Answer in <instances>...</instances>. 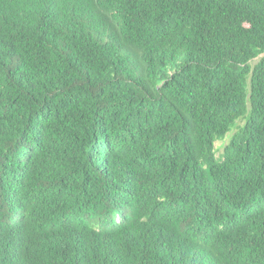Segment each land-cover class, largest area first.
I'll return each instance as SVG.
<instances>
[{
  "label": "trees",
  "instance_id": "obj_1",
  "mask_svg": "<svg viewBox=\"0 0 264 264\" xmlns=\"http://www.w3.org/2000/svg\"><path fill=\"white\" fill-rule=\"evenodd\" d=\"M263 55L264 0H0V264H264Z\"/></svg>",
  "mask_w": 264,
  "mask_h": 264
},
{
  "label": "rangeland",
  "instance_id": "obj_2",
  "mask_svg": "<svg viewBox=\"0 0 264 264\" xmlns=\"http://www.w3.org/2000/svg\"><path fill=\"white\" fill-rule=\"evenodd\" d=\"M243 123H244L243 121H239L238 126L243 125ZM235 131H236V129H234V131L230 132L223 140H219L216 142L215 148H216L218 157H220L223 154L225 146L229 143L230 138Z\"/></svg>",
  "mask_w": 264,
  "mask_h": 264
}]
</instances>
